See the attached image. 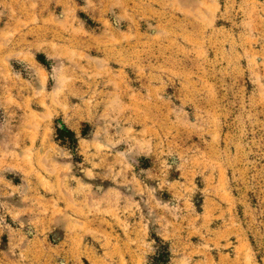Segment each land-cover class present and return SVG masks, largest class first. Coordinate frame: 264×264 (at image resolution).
Listing matches in <instances>:
<instances>
[{
	"label": "rangeland",
	"instance_id": "1",
	"mask_svg": "<svg viewBox=\"0 0 264 264\" xmlns=\"http://www.w3.org/2000/svg\"><path fill=\"white\" fill-rule=\"evenodd\" d=\"M0 264H264V0H0Z\"/></svg>",
	"mask_w": 264,
	"mask_h": 264
},
{
	"label": "trees",
	"instance_id": "2",
	"mask_svg": "<svg viewBox=\"0 0 264 264\" xmlns=\"http://www.w3.org/2000/svg\"><path fill=\"white\" fill-rule=\"evenodd\" d=\"M37 60L43 64L47 69H50V61L46 58L44 53L37 54ZM88 127L85 126L81 129V136H85L88 133ZM56 139L61 141V143H66L73 151H76L79 142V135L78 133L67 126L65 123L61 121H56Z\"/></svg>",
	"mask_w": 264,
	"mask_h": 264
}]
</instances>
